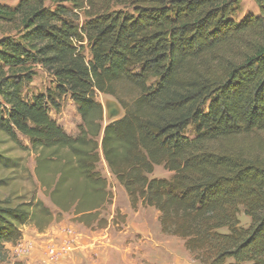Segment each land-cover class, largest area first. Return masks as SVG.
Segmentation results:
<instances>
[{
  "label": "trees",
  "instance_id": "16d2710c",
  "mask_svg": "<svg viewBox=\"0 0 264 264\" xmlns=\"http://www.w3.org/2000/svg\"><path fill=\"white\" fill-rule=\"evenodd\" d=\"M254 2L259 14L242 20L239 0L0 2V134L29 141L57 211L0 200V263L25 226L43 233L65 213L106 226L101 156L130 208L157 211L194 261L264 264V0ZM36 67L52 87L29 99ZM97 95L122 116L103 125ZM65 99L75 135L50 117ZM155 167L170 178L150 179Z\"/></svg>",
  "mask_w": 264,
  "mask_h": 264
},
{
  "label": "rangeland",
  "instance_id": "374dc122",
  "mask_svg": "<svg viewBox=\"0 0 264 264\" xmlns=\"http://www.w3.org/2000/svg\"><path fill=\"white\" fill-rule=\"evenodd\" d=\"M239 1L236 20L259 14L254 0ZM0 2L12 7L18 0H0ZM35 73L33 83L26 91V98L29 99L52 87V80L39 67L35 68ZM96 101L104 110L103 125L122 116L121 111L116 118L109 121L106 106L110 103L115 107L119 105L112 98L101 95L96 96ZM50 117L67 134L77 133L80 117L69 99L60 101V109L58 112L50 111ZM261 136L264 138V135ZM0 154L3 158L12 161L10 163L5 160L4 164L0 163V200L28 202L34 197L52 212L57 213L40 188L36 176V155L30 150L29 141L18 135L17 143H13L0 134ZM97 170L107 180L111 194L110 204L101 212V217L106 220L103 229L85 228L76 222L75 216L71 213L62 214L61 220L57 222L61 227L53 231L47 230L54 223H51V227L49 226L43 233H37L32 226H25L22 228L20 240L21 242L25 239L23 235L26 236L25 242L22 241L24 247L16 244L8 248L6 245L5 258L0 264H44V248L55 241L61 232L69 229L77 233L76 240L80 241V248L72 252L63 264H199L184 249L182 240L162 234L157 211L141 206L135 211L130 208L123 188L111 176L101 156ZM170 176L171 174L162 167H155L149 178L169 179ZM238 219L241 227L246 228L249 225V218L244 215L242 208ZM222 232L226 231L222 230Z\"/></svg>",
  "mask_w": 264,
  "mask_h": 264
},
{
  "label": "built area",
  "instance_id": "2783aa9c",
  "mask_svg": "<svg viewBox=\"0 0 264 264\" xmlns=\"http://www.w3.org/2000/svg\"><path fill=\"white\" fill-rule=\"evenodd\" d=\"M76 236L77 233L73 229L61 232L55 241L44 248V264H63L72 252L80 248V241L76 240ZM18 244L24 247L21 242Z\"/></svg>",
  "mask_w": 264,
  "mask_h": 264
},
{
  "label": "water",
  "instance_id": "95a60500",
  "mask_svg": "<svg viewBox=\"0 0 264 264\" xmlns=\"http://www.w3.org/2000/svg\"><path fill=\"white\" fill-rule=\"evenodd\" d=\"M112 106H113L112 104L111 105L108 104L106 106V108L108 109L107 119L109 121L116 118L120 114V112L122 111L121 108H119L120 106L119 107H112ZM110 107H112V108H110Z\"/></svg>",
  "mask_w": 264,
  "mask_h": 264
},
{
  "label": "crops",
  "instance_id": "0c3cea01",
  "mask_svg": "<svg viewBox=\"0 0 264 264\" xmlns=\"http://www.w3.org/2000/svg\"><path fill=\"white\" fill-rule=\"evenodd\" d=\"M51 226H52V227H51ZM51 226H50L51 228H49L47 231H49V230H50V231H53L55 228L61 227V224H58V223H55V222H54V224H52ZM47 231H46V232H47ZM23 237L26 239V236H25V235H23ZM25 239H23L22 241L25 242V241H24ZM22 241H21V243H22V245L24 246V244H23ZM85 246H86V245L84 244V247H85ZM87 246H88V245H87ZM6 247L10 248V247H12V246L7 245ZM85 248H86V247H85Z\"/></svg>",
  "mask_w": 264,
  "mask_h": 264
},
{
  "label": "bare ground",
  "instance_id": "6f19581e",
  "mask_svg": "<svg viewBox=\"0 0 264 264\" xmlns=\"http://www.w3.org/2000/svg\"><path fill=\"white\" fill-rule=\"evenodd\" d=\"M112 103H110L109 105H111ZM113 106L112 107H115V105L114 104H112ZM112 107H110V108H112Z\"/></svg>",
  "mask_w": 264,
  "mask_h": 264
}]
</instances>
